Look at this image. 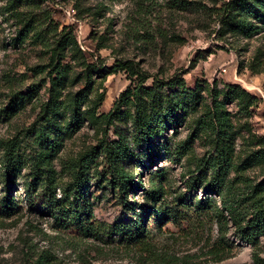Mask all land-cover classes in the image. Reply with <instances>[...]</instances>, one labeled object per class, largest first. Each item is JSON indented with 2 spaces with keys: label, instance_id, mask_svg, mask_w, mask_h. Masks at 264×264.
Returning <instances> with one entry per match:
<instances>
[{
  "label": "trees",
  "instance_id": "trees-1",
  "mask_svg": "<svg viewBox=\"0 0 264 264\" xmlns=\"http://www.w3.org/2000/svg\"><path fill=\"white\" fill-rule=\"evenodd\" d=\"M70 1L80 20L87 16L100 18L107 9L106 0ZM41 3L42 0H6L5 4L6 12L23 26L16 41L23 44L33 35L49 55V62L31 69L35 77L41 78L42 85L27 94L14 92L0 111L6 121L14 119L40 97V88L48 85L47 99L36 109V121L13 139L0 141V218L22 211L13 192L19 180L25 179L28 210L51 219L56 231L75 233L83 243L118 242L131 251H140L141 256L150 254L154 261L176 264L180 259L152 251L155 239L163 235V227L173 225L189 232L212 219L219 226V238L211 251L217 262L228 256L225 235L232 225L237 237L253 247L254 263L264 264L256 252L264 237V181L257 183L249 175L260 170L264 176V149L240 156V133L228 111V105L235 104L239 112L249 117L258 98L235 84L219 89L214 83L191 90L184 75L150 76L133 60H118L108 70L88 59L72 27L61 33H47L45 24L35 21L34 8ZM221 24L224 34L253 39L264 29V0H230L224 5ZM100 43L99 49L107 47ZM120 71L135 84L121 93L109 113H100L106 100L104 84L110 75ZM151 79V86H146ZM86 125L94 132L97 145L62 165L61 173L70 179L62 184L54 163L65 141ZM182 125H190L189 135L174 150L168 144L152 146L157 138L177 133ZM111 133L115 139L110 138ZM248 133L252 138L249 144L256 139L257 143L262 142L249 128ZM203 138L210 142L211 150L199 159L192 145ZM161 153L177 162L191 159L195 165L193 171L184 175L188 178L186 192L175 196L171 208L162 203L168 189L165 177L159 175L161 170L150 187L138 177V167L152 165ZM92 181L125 202L145 191L149 205L128 223L112 225L99 221L89 196ZM196 191L204 198L190 196ZM216 196L220 205L213 198ZM29 264L59 263L52 254L44 252Z\"/></svg>",
  "mask_w": 264,
  "mask_h": 264
},
{
  "label": "rangeland",
  "instance_id": "rangeland-1",
  "mask_svg": "<svg viewBox=\"0 0 264 264\" xmlns=\"http://www.w3.org/2000/svg\"><path fill=\"white\" fill-rule=\"evenodd\" d=\"M230 0H106L107 9L100 18L87 16L80 20L70 0H42L35 7V21L45 24L47 33L72 27L79 44L91 62L103 67H113L118 60H133L139 63L144 73L171 78L184 75L188 88H204L217 83L219 89L225 85H240L258 98L251 116L238 111L235 104L228 105L234 116V124L240 133L237 150L240 156L250 151L264 149V29L253 39L224 34L221 29L223 9ZM93 4L96 2H92ZM6 0H0V111L9 104L14 92L27 91L42 85L31 69L49 62V55L33 35L23 44L18 43V32L23 26L5 10ZM48 37V36H47ZM105 41H101V40ZM100 42L107 45L99 49ZM151 79L146 86H151ZM135 81L129 80L124 72L109 76L104 84L106 100L100 113H109L121 93ZM48 86V85H47ZM39 91V98L12 120L0 117V141L13 139L28 129L37 119L36 109L46 101V89ZM102 92V91H101ZM190 125H182L177 133L157 138L152 146L169 145L174 148L185 141ZM248 128L262 142L249 144ZM110 138L115 139L113 133ZM168 137V141L164 140ZM96 136L86 125L79 133L67 139L55 169L62 184L70 179L61 173L62 165L81 153L96 146ZM195 157L202 159L211 150L205 138L197 139L193 145ZM27 149V148H26ZM0 149V164L1 159ZM152 165L138 167V177L150 187L157 172L165 177L167 194L163 199L165 207H173L175 196L186 192L184 175L195 169L194 161L171 160L160 154ZM101 170V169H100ZM28 172L24 171V176ZM249 175L257 183L264 181L260 170ZM25 179H20L13 192L22 204V211L9 218H0V264H29L44 252H49L59 264H164L154 261L151 255L131 251L118 242L102 244L96 241L83 243L75 233L54 230V223L48 217L28 210L24 194ZM89 192L93 201L94 214L99 221L112 224L136 220L149 205L146 192L140 191L125 202L110 189L98 187L92 181ZM2 188L0 187V192ZM60 194V191H58ZM199 199L200 191L190 194ZM220 205L219 197H213ZM151 206V205H150ZM229 244L228 256L218 261L211 255L212 247L219 238V226L212 219L205 220L202 227L183 232L177 226L163 227V235L153 242V253L180 259L176 264H255L253 247L237 237L232 225L225 235ZM257 254L264 259V237L260 239ZM141 256V257H140Z\"/></svg>",
  "mask_w": 264,
  "mask_h": 264
}]
</instances>
